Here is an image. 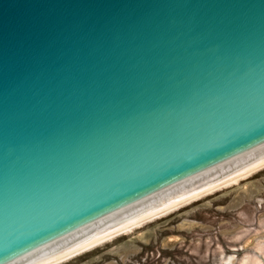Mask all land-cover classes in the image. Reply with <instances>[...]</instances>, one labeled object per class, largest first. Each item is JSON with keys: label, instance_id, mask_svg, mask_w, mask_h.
Instances as JSON below:
<instances>
[{"label": "water", "instance_id": "water-1", "mask_svg": "<svg viewBox=\"0 0 264 264\" xmlns=\"http://www.w3.org/2000/svg\"><path fill=\"white\" fill-rule=\"evenodd\" d=\"M262 166L264 0H0V264Z\"/></svg>", "mask_w": 264, "mask_h": 264}, {"label": "rangeland", "instance_id": "rangeland-1", "mask_svg": "<svg viewBox=\"0 0 264 264\" xmlns=\"http://www.w3.org/2000/svg\"><path fill=\"white\" fill-rule=\"evenodd\" d=\"M62 264H264V168Z\"/></svg>", "mask_w": 264, "mask_h": 264}, {"label": "bare ground", "instance_id": "bare-ground-1", "mask_svg": "<svg viewBox=\"0 0 264 264\" xmlns=\"http://www.w3.org/2000/svg\"><path fill=\"white\" fill-rule=\"evenodd\" d=\"M263 168H264V166H262V167H260L258 169H255V170H253V171H251V172H249V173H247V174H245V175H243L241 177H238V178H236V179H234V180H232V181H230V182H228L226 184H223V185H221V186H219V187H217V188H215V189H213V190H211L209 192L203 193L201 195L195 196L193 198H190V199H187L185 201H182V202H179L177 204H174V205H171L169 207H166V208H164V209H162L160 211H157V212H155V213H153L151 215H148V216H146V217H144L142 219H139V220H137V221H135L133 223H130V224L124 226V227H121V228H119V229H117L115 231H112V232H110V233H108L106 235H103V236H101V237H99L97 239H94V240H92L90 242H87V243H85V244H83L81 246H78V247H76V248H74L72 250H69V251H67V252H65L63 254H60V255H58V256H56L54 258H51V259H49V260H47L45 262H42L40 264H62L64 262H67L68 260H70V259H72L74 257H77L78 255H81V254H83V253H85V252H87L89 250H92V249H94V248H96V247H98V246H100V245H102V244H104L106 242H109V241L115 239L116 237H118L120 235H124V234L130 233L135 228H138V227L142 226L143 224H145L147 222H150V221H153V220L158 219L160 217L166 216V215H168V214H170V213H172V212H174V211H176V210H178V209H180V208H182V207H184L186 205H189V204L193 203L194 201L202 199V198H204V197H206V196H208L210 194H213L216 191H219L221 189L227 188V187H229L231 185L238 184V182L240 180H243V179H246V178L250 177L255 172H257V171H259V170H261Z\"/></svg>", "mask_w": 264, "mask_h": 264}]
</instances>
